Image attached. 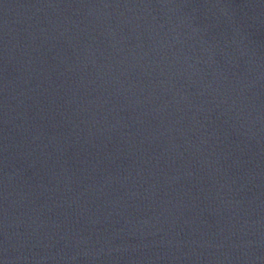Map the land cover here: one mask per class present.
Wrapping results in <instances>:
<instances>
[{"label":"water","instance_id":"water-1","mask_svg":"<svg viewBox=\"0 0 264 264\" xmlns=\"http://www.w3.org/2000/svg\"><path fill=\"white\" fill-rule=\"evenodd\" d=\"M261 104L264 0H0V170Z\"/></svg>","mask_w":264,"mask_h":264}]
</instances>
